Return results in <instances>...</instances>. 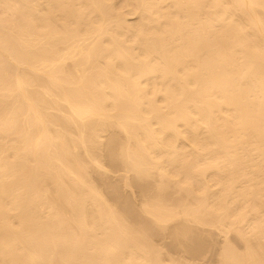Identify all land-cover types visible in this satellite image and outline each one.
<instances>
[{"label": "bare ground", "instance_id": "6f19581e", "mask_svg": "<svg viewBox=\"0 0 264 264\" xmlns=\"http://www.w3.org/2000/svg\"><path fill=\"white\" fill-rule=\"evenodd\" d=\"M212 231L264 264V0H0V264H175L154 237Z\"/></svg>", "mask_w": 264, "mask_h": 264}, {"label": "rangeland", "instance_id": "374dc122", "mask_svg": "<svg viewBox=\"0 0 264 264\" xmlns=\"http://www.w3.org/2000/svg\"><path fill=\"white\" fill-rule=\"evenodd\" d=\"M130 20H131V18H129ZM111 172H109V174H110ZM114 173V172H113ZM113 173H111V174H113ZM110 174V175H111ZM116 173H114L113 175H111V177H113L114 178V175H115ZM120 174H121V172H118V175L120 176ZM116 177H117V174H116ZM91 178H94L92 175H91ZM94 179H95V181H94ZM93 179V181L92 182H94L95 184H98V183H96V178H94ZM131 185V184H130ZM131 192H130V189L129 190H127L126 191V193H127V200L130 202L131 201V203H132V205L133 204H135V205H137V203L139 202L138 201V199L139 200H141V198L139 197V196H141V195H138L137 194V191L138 190H136L137 188L134 186V185H131ZM134 187V188H133ZM130 188V187H129ZM136 188V189H135ZM133 189V190H132ZM134 190H135V193H134ZM131 193V196L129 195L130 193ZM137 195V196H136ZM128 197H131L130 199L128 198ZM139 197V198H138ZM133 198V199H132ZM136 198H138V199H136ZM107 200H108V198H107ZM133 200H135V203H133L134 201ZM138 201V202H137ZM214 232H216V231H212V232H210L211 234H210V236L212 237H210L209 236V234H208V239H209V242L207 243V245H208V247L207 248H205V250H207L206 251V253H205V255H204V252H203V254H202V256L200 257V259H195V258H191L190 256H188V255H186V254H184V253H181L180 251H178L177 249H173L174 247L172 246L171 247V245L170 244H168L169 243V241H168V239L166 238V237H164V236H162V237H164L163 238V240L165 239V240H167V245L166 246H164V245H162L163 243H166V241L164 240L163 241V243L161 244L160 242H162V237H159V239H161V240H159V239H157V237H154L153 238V244H154V246L156 247V246H158L157 248L158 249H160V247H161V249L163 250H166V251H164L163 250V252H165V254L166 255H168L169 256V258L170 259H172L173 261H174V263L175 264H216V260H217V256H218V254L217 253H219L218 251H220V249H221V247L223 246V244H224V240H225V238H224V236H223V234H222V236H220L219 234L220 233H218V232H216V233H214ZM214 233V234H213ZM224 238V240H223V238ZM228 237V236H227ZM230 237V238H229ZM227 239L228 240H226V241H228L227 242V244H229L233 249H237L238 251L239 250H242L241 249V245L238 243L237 244V242L234 240V238L233 237H231V236H229ZM210 238L212 239V241L210 240ZM207 239V240H208ZM222 241H223V244H222ZM156 243V244H155ZM159 243V244H158ZM212 243V244H211ZM210 244H211V246L212 247H210ZM168 245H170V247H171V249H173V251L172 250H168V249H170V247L168 246ZM221 246V247H220ZM164 247V248H163ZM166 247H169V248H166ZM210 247V248H209ZM166 248V249H165ZM204 250V251H205ZM170 251H172V252H170ZM236 251V250H235ZM180 252V253H179ZM240 252V251H239ZM176 253H178V254H176ZM217 254V256H215ZM184 256V257H183ZM205 256V257H204ZM203 257V258H202ZM216 257V258H215ZM190 258V259H189ZM175 259V260H174ZM204 259V260H203ZM177 260V261H176ZM192 260V261H191ZM195 261V262H194ZM187 262V263H186ZM215 262V263H214Z\"/></svg>", "mask_w": 264, "mask_h": 264}]
</instances>
